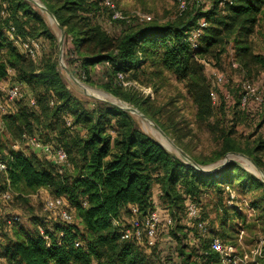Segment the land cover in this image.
<instances>
[{"label": "trees", "instance_id": "16d2710c", "mask_svg": "<svg viewBox=\"0 0 264 264\" xmlns=\"http://www.w3.org/2000/svg\"><path fill=\"white\" fill-rule=\"evenodd\" d=\"M40 1L54 15L64 31L65 41L71 45L67 52V57L73 55L68 57L70 64L76 62L86 71L89 66L107 63L113 75L136 71L144 62L169 70L184 82L199 120L208 117L212 110V90L199 57L220 43L223 33L237 37L251 32L259 14L264 12V0H230L224 4L210 0L205 10L185 0L184 9L164 23L146 20L126 24L124 18H113L112 21L126 27L111 35L88 16L90 8L96 7L94 0ZM33 6L28 0H0V81L11 77L12 81L24 82L32 91L25 96L26 101L23 98L16 101V111L3 115L4 128L19 138L22 133L36 135L53 147H61L69 166L59 172L44 155L28 146V154L9 148L0 151V159H5L8 165L5 173L0 171V186L8 178L13 192L10 201L16 197L26 200L25 193L37 189L61 196L73 213V221L61 222L43 211L40 204L47 216L43 224H52L54 229L49 233L50 241L47 244L38 228L32 233L15 229L16 239L0 251L7 264H158V261L163 264L170 256L160 258L166 244L159 237L152 246H147L146 240H123L112 219L128 215L131 204L145 214L154 208L153 197H156L164 207L159 210L164 222L169 215L167 210L175 217L183 205L185 209L186 200L196 201L195 197L207 187L217 190L220 207H224L221 190L225 184L241 189L252 184L264 185L229 160L213 172L201 171L143 131L129 110L107 101L96 100L89 105L76 99L56 60L50 56L37 60L40 53L35 59L25 56L5 36L12 25L15 34L23 39L45 36L56 42L45 14ZM200 18L206 25L197 47L190 48L185 37ZM236 45L238 53L250 55L245 40H239ZM254 58L264 63V58ZM234 61L243 72L244 65ZM113 83L103 82L101 88L153 118L146 99L139 100ZM260 107L249 100L245 109L253 111ZM67 120L70 125L66 124ZM259 147L244 151L227 132L207 160L189 156L201 165L217 161L229 152L244 153L264 168L255 155ZM154 190L158 193L154 194ZM16 224L10 227L14 229ZM170 234L175 237V230ZM203 253L197 255L203 264L215 260L216 253L210 248ZM196 263L199 262H192Z\"/></svg>", "mask_w": 264, "mask_h": 264}, {"label": "rangeland", "instance_id": "374dc122", "mask_svg": "<svg viewBox=\"0 0 264 264\" xmlns=\"http://www.w3.org/2000/svg\"><path fill=\"white\" fill-rule=\"evenodd\" d=\"M94 1L97 3V8L92 6L88 16L93 22H98L111 35H117L121 28L126 27L121 22L112 21L113 9L120 11L125 16L124 23L126 24L146 21L140 19L142 15L149 16V20L164 23L174 19L180 10L179 0ZM191 2H194L202 10H205L210 4V0H191ZM30 3L41 12L36 4ZM45 18L57 39L56 42H51L45 36L38 38L41 45L37 60L43 56H50L56 60L66 85L76 99L89 105L96 100L114 102L121 106L130 104L138 110L132 103L123 101L101 88L103 82H116L139 100H147L153 118L147 116L148 121L139 114L131 112L137 125L178 157H183L181 154L183 151L205 161L218 149L223 133L229 132L244 151L260 145L255 155L260 159V163L264 164V105H261L258 110L251 111L239 107L238 104L241 84L244 79L252 88L264 90L262 89L264 87V63H260L254 58V56L264 58V12L259 14L251 32L245 36L237 37L235 34L228 36L223 33L221 42L210 47L204 55L199 57L198 60L203 65L204 76L216 95L215 100L211 102V114L202 120L195 116V106L184 82L169 70L158 66L153 67L144 62L138 70L123 73L122 83L116 79V75L110 73V66L107 63L89 66L86 71H83L76 62L70 64L68 57L73 58L71 54H68L67 57L70 43L65 41L64 36L61 37V30L56 23L52 22L46 14ZM239 40H245L250 55L238 53L239 49L236 44ZM59 43L61 44V53H59ZM232 60L244 65L245 71L242 72L232 66ZM217 74H223L225 77V81L221 84H217ZM10 78L0 81V102L4 89L12 81ZM225 90L229 93L228 98L223 94ZM29 92L32 93L30 88ZM23 100L26 101V98L24 97ZM0 119L2 120L0 151L9 150V148L13 150V144L19 142L20 147L17 150L28 154L30 149L22 141V135L19 138L15 133L5 129L3 115L0 116ZM153 124H157L165 136ZM228 158L229 161L236 162L245 171L264 182L260 173V171L264 172V168L253 163L250 156L230 154ZM214 162L216 163V161ZM214 162L201 164V166L207 168L214 165ZM154 191V194L158 193L156 190ZM45 192L52 196L46 189H37L25 193L27 194L24 197L26 200L16 197L12 201L0 204V212H17L20 215V221L14 229L2 227L0 230V251L16 239L15 229L32 233L37 228L39 230V227H45L43 222L47 216L40 208L41 195ZM221 192H223L221 197L224 198L225 208L220 207L221 200L218 199L219 194L214 187L205 188L195 197L199 211L197 220L206 222L204 234H200L194 224L197 220L186 219L184 205L181 210L175 212V217L167 210L172 218L171 227L163 224V220H161L158 229L160 231L158 232L159 239L162 243L164 242V245L166 244L164 246L166 249L161 254L164 256L160 255L162 260L165 256H170L167 262L192 264L195 261L199 262L196 264H203L197 255L205 250L208 251L211 237L218 234L224 244L232 246L233 254L241 258L244 261L243 264L255 262L264 264V185L252 184L246 189H241L239 186L225 184L222 186ZM153 198L159 210H163L164 207L158 199ZM233 212L238 214L233 215ZM74 219L75 223L78 222V219ZM223 220L224 224L221 225ZM171 230H175V237L170 234ZM256 248L261 250L260 254L255 253ZM155 250L156 247L153 250L154 253ZM155 254H152L153 257H156ZM0 257V264H7L5 257L1 254ZM214 258L215 260L211 264H219L218 254ZM159 262L162 264L161 261H158V264Z\"/></svg>", "mask_w": 264, "mask_h": 264}, {"label": "built area", "instance_id": "2783aa9c", "mask_svg": "<svg viewBox=\"0 0 264 264\" xmlns=\"http://www.w3.org/2000/svg\"><path fill=\"white\" fill-rule=\"evenodd\" d=\"M230 2V0H220V4ZM182 10L185 7V0H179ZM112 6V5H111ZM112 18H124L125 16L118 10L113 9ZM140 19L149 20V16L142 15ZM206 25V21L203 18L198 20L197 26L193 27L185 37L190 48H196L198 44V37L201 35L202 28ZM5 36L14 44L18 51L25 56L35 59L39 54L40 41L37 38L23 39L15 34L14 27L8 26ZM232 66L236 67L237 63L231 62ZM8 72H13V69H8ZM218 75V74H217ZM123 73L116 72V79L123 83ZM225 77L223 74L216 76L217 84L224 82ZM264 89V87H262ZM225 97H229V93L223 91ZM31 95L28 86L24 82L11 81L7 88L3 91L2 100L0 102V116L4 114H10L16 111V101ZM212 100H215L216 95L211 92ZM251 100L258 105H264V90H258L256 87L252 88L250 84L244 79L241 84V93L239 98V105L241 108H246L247 102ZM67 125H70V121H66ZM2 126V120L0 119V128ZM22 141L25 145L32 150L41 153L46 159H48L59 172L65 170L69 163L67 161L66 152L61 147H53L50 142L42 140V138L36 135L22 134ZM20 147L19 142L13 144V151H18ZM8 168L5 159H0V171L6 172ZM44 190V189H43ZM40 193L41 190H40ZM13 192L11 190L10 182L8 178H5L4 184L0 186V204L7 203L11 200ZM41 208L43 211L48 212L51 216L57 217L61 222L70 223L73 221V214L70 207L61 196H50L47 192L41 195ZM198 205L194 200H186L184 215L187 220H197L198 217ZM162 218L159 214V208L155 203L152 210L145 214L139 213L136 205L128 206V215L118 216L112 219L113 225L117 227L119 237L123 240H134L142 242L146 240L147 246L153 245L158 239V229ZM20 221V215L17 212L3 213L0 212V230L2 227H10L12 224ZM163 224L170 226L172 224V218L167 215ZM200 234L206 232V222L204 220H197L194 222ZM54 232L52 224H46L44 228L39 227V233L46 240L47 244L50 241L49 233ZM78 245V242H75ZM210 249L218 254L219 264H243V260L236 257L233 254V249L230 244H224L223 241L216 235L211 237L209 242ZM255 253L260 254L261 250L256 248ZM1 258V257H0ZM169 261V260H168ZM167 262V261H166ZM164 264H175L167 262ZM257 264V262L253 263Z\"/></svg>", "mask_w": 264, "mask_h": 264}, {"label": "water", "instance_id": "95a60500", "mask_svg": "<svg viewBox=\"0 0 264 264\" xmlns=\"http://www.w3.org/2000/svg\"><path fill=\"white\" fill-rule=\"evenodd\" d=\"M28 1H30V2H33L34 4H36L39 8H40V10L42 11V12H44L47 16H48V18L52 21V22H55L56 23V25L59 27V25L57 24V22H56V19H55V17H54V15L44 6V4L39 0V4L38 3H35L33 0H28ZM60 28V27H59ZM60 30H61V37H63L64 36V31L62 30V28H60ZM59 53H61V44L59 43ZM111 103H113V104H116V103H114V102H111ZM116 105H118V104H116ZM119 106H121V105H119ZM122 108H124V109H126V110H129L130 112H132V113H135V114H139L140 116H142L144 119H146V120H148L149 121V119H148V117L145 115V114H143L142 112H140L139 110H137L136 108H134L132 105H128V106H121ZM154 125V127L157 129V130H159L164 136H165V133L160 129V127L157 125V124H153ZM161 143V142H160ZM162 144V143H161ZM163 145V144H162ZM165 147V146H164ZM167 148V147H166ZM168 149V148H167ZM182 156L183 157H181L183 160H185V161H187L188 163H191L193 166H195L197 169H199V170H201V171H204V172H213V171H215L217 168H219L220 166H222L224 163H226L228 160H229V158H228V156L230 155V154H238V155H240V156H244V154L243 153H237V152H229V153H226L225 155H224V157L222 158V159H219L218 161H216V163L214 164V165H211V166H209V167H207V168H204V167H202L201 165H199V164H197L196 162H194L192 159H191V157L188 155V154H186L185 152H183L182 151ZM177 156V155H176ZM254 163V162H253ZM260 173H261V177H262V179H264V172H262V171H260ZM260 177V176H259ZM260 177V178H261Z\"/></svg>", "mask_w": 264, "mask_h": 264}, {"label": "bare ground", "instance_id": "6f19581e", "mask_svg": "<svg viewBox=\"0 0 264 264\" xmlns=\"http://www.w3.org/2000/svg\"><path fill=\"white\" fill-rule=\"evenodd\" d=\"M35 1H37V2H35V3H38V4L40 3L38 0H35ZM118 101H120V100H118ZM118 101H116V102H118ZM120 102H121V101H120Z\"/></svg>", "mask_w": 264, "mask_h": 264}, {"label": "crops", "instance_id": "0c3cea01", "mask_svg": "<svg viewBox=\"0 0 264 264\" xmlns=\"http://www.w3.org/2000/svg\"><path fill=\"white\" fill-rule=\"evenodd\" d=\"M34 1V0H33ZM34 2H37V1H34Z\"/></svg>", "mask_w": 264, "mask_h": 264}]
</instances>
